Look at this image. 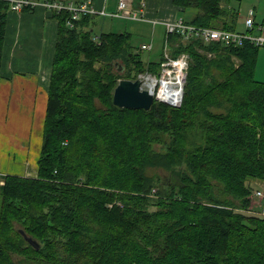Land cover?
Returning a JSON list of instances; mask_svg holds the SVG:
<instances>
[{
	"label": "trees",
	"instance_id": "obj_1",
	"mask_svg": "<svg viewBox=\"0 0 264 264\" xmlns=\"http://www.w3.org/2000/svg\"><path fill=\"white\" fill-rule=\"evenodd\" d=\"M172 2L237 30L242 0ZM9 11L1 1L0 82ZM54 16L38 175H0V264H264V215L250 213L264 187L260 46L171 34L172 55H190L182 103L120 107L119 81L159 75L163 50L145 61L129 31L95 40L96 15L74 28L70 11Z\"/></svg>",
	"mask_w": 264,
	"mask_h": 264
},
{
	"label": "crops",
	"instance_id": "obj_2",
	"mask_svg": "<svg viewBox=\"0 0 264 264\" xmlns=\"http://www.w3.org/2000/svg\"><path fill=\"white\" fill-rule=\"evenodd\" d=\"M118 1L93 0V3L97 9L114 12ZM142 1L147 2L148 18L144 21L153 28L160 24L165 29V21L186 17L172 0H127V4L138 9ZM55 12L43 5L8 12L0 82V175H38L59 29ZM41 105L46 109L40 110Z\"/></svg>",
	"mask_w": 264,
	"mask_h": 264
},
{
	"label": "built area",
	"instance_id": "obj_3",
	"mask_svg": "<svg viewBox=\"0 0 264 264\" xmlns=\"http://www.w3.org/2000/svg\"><path fill=\"white\" fill-rule=\"evenodd\" d=\"M9 2L10 11H21L25 7H36L43 5L52 11L68 10L71 18L67 20L69 28L75 27V20L83 15H103L110 17H122L134 20H147V2L142 1L140 7H129L127 0H119L117 10L108 12L105 9H97L93 0L83 1H61V0H0ZM246 30H228L225 28L198 26L187 21L183 16L173 20L165 21V39H164V59L161 64L160 74L156 75L151 72L139 74L142 80L141 87L148 89L156 99L169 103L171 105H180L183 100V87L185 88L190 55L187 52H180L177 56H173L170 49V41L168 39L171 34H179L183 40L200 39L205 43H220L223 45H242L245 40H250L260 47H264V24L255 22V11L250 10L249 17L246 21ZM99 35L94 37L99 40ZM152 43L141 44V51L152 50ZM4 183V181H0ZM252 197L251 209L264 200V191L255 189ZM257 201V202H256ZM251 211V210H250Z\"/></svg>",
	"mask_w": 264,
	"mask_h": 264
},
{
	"label": "rangeland",
	"instance_id": "obj_4",
	"mask_svg": "<svg viewBox=\"0 0 264 264\" xmlns=\"http://www.w3.org/2000/svg\"><path fill=\"white\" fill-rule=\"evenodd\" d=\"M255 11V22L256 26L264 22V0H242L240 5V16L238 21L237 30H246L245 21L249 17L250 10ZM116 11V10H115ZM186 17H189L190 11L183 12ZM95 34L101 32H124L129 31L132 33V42L138 48L143 43H152L153 48L150 51H142V56L145 61L159 60L160 54L164 49L165 29L163 26L158 24L153 28V25L140 20L126 19L122 17H106L96 16L95 23L92 26ZM122 68V67H120ZM256 78L264 80V47H260L258 54V61L256 67ZM40 110L46 109L45 106H40ZM38 116L36 117V127H38ZM41 135V139H42ZM42 142V141H41ZM262 187V186H260ZM258 189V187L256 188ZM264 191V187L260 188ZM257 202V201H256ZM1 205V197H0ZM255 207L251 209V214L264 215V200L259 203H255Z\"/></svg>",
	"mask_w": 264,
	"mask_h": 264
},
{
	"label": "water",
	"instance_id": "obj_5",
	"mask_svg": "<svg viewBox=\"0 0 264 264\" xmlns=\"http://www.w3.org/2000/svg\"><path fill=\"white\" fill-rule=\"evenodd\" d=\"M141 85L142 80L140 78L135 80L121 79L114 89V104L127 108L150 109L155 100V96L148 89L142 88ZM22 233L26 239L35 245L34 240L24 230H22Z\"/></svg>",
	"mask_w": 264,
	"mask_h": 264
}]
</instances>
